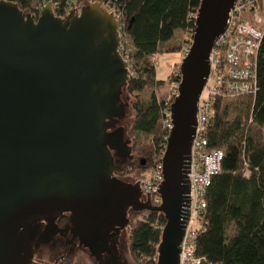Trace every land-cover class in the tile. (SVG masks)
Wrapping results in <instances>:
<instances>
[{
	"label": "water",
	"instance_id": "obj_1",
	"mask_svg": "<svg viewBox=\"0 0 264 264\" xmlns=\"http://www.w3.org/2000/svg\"><path fill=\"white\" fill-rule=\"evenodd\" d=\"M234 2L200 0L171 105L161 205L153 207L140 202L137 184L113 178L123 168L112 153H131L116 128L127 113L121 97L130 72L113 14L94 2L78 13L71 5L60 18L47 3L36 18L0 1V264H33L29 231L40 222L69 213L82 234L101 242L112 227H127L128 207L164 216L156 264H179L197 103Z\"/></svg>",
	"mask_w": 264,
	"mask_h": 264
},
{
	"label": "trees",
	"instance_id": "obj_2",
	"mask_svg": "<svg viewBox=\"0 0 264 264\" xmlns=\"http://www.w3.org/2000/svg\"><path fill=\"white\" fill-rule=\"evenodd\" d=\"M38 17L51 3L54 15L65 17L72 0H0ZM109 4L119 17L121 54L131 76L124 91L133 97L134 120L129 136H145L148 144L130 139L129 149L142 157L133 161L134 177H144L161 163L168 132L163 125L165 101L155 94L163 82L155 75L152 58L178 53L176 31L191 37L200 0H97ZM130 46V50L123 46ZM178 77H175L174 80ZM254 95L218 98L205 130L209 150L223 153L220 172L207 188L206 209L196 240V256L208 264H264V41L257 61ZM123 91V92H124ZM131 170V168L129 169ZM133 177V178H134ZM128 236L135 264H156L157 248L166 220L162 214L139 213ZM65 264H73L66 262Z\"/></svg>",
	"mask_w": 264,
	"mask_h": 264
},
{
	"label": "built area",
	"instance_id": "obj_3",
	"mask_svg": "<svg viewBox=\"0 0 264 264\" xmlns=\"http://www.w3.org/2000/svg\"><path fill=\"white\" fill-rule=\"evenodd\" d=\"M71 5L77 13L82 8H75L73 3H69L65 16L71 9ZM110 13L118 22L120 34V17L115 11ZM263 41L264 0H235L226 28L213 43L208 57L209 75L197 103L196 123L186 175L189 185L188 216L180 244L179 264H208L196 256V240L200 231L203 230L202 216L206 209V191L212 178L220 172L223 153L208 149L205 130L214 116L216 99H235L256 93L257 61ZM121 46L122 41L120 49H122ZM190 46L191 42L183 51L184 57ZM176 77L178 79L170 83L169 94L165 101L163 125L168 132L165 138L166 143L173 128L171 105L178 96L180 84V74ZM162 181V163H159L149 171L148 177H141L136 183L141 194L153 207L161 205L158 190Z\"/></svg>",
	"mask_w": 264,
	"mask_h": 264
},
{
	"label": "flooded vegetation",
	"instance_id": "obj_4",
	"mask_svg": "<svg viewBox=\"0 0 264 264\" xmlns=\"http://www.w3.org/2000/svg\"><path fill=\"white\" fill-rule=\"evenodd\" d=\"M112 154L116 166L122 168L127 163L123 172L115 174L113 178L123 186H132L134 179L131 177L132 173L130 175L128 173L134 161L132 151L130 155H127L124 150ZM140 202H146L142 194ZM130 212L133 213L134 210L128 207L126 213ZM122 232L123 229L114 226L111 231L103 233L101 242H91L79 231L72 216L69 213H62L51 223L40 222L29 231L30 234L33 233V238L29 240L33 251V264H61L74 257L77 252H88L89 257L94 258L98 264H112L113 258L116 259V264H122L117 253ZM113 242H115V254L111 250ZM52 260L53 262L50 263L49 261Z\"/></svg>",
	"mask_w": 264,
	"mask_h": 264
},
{
	"label": "rangeland",
	"instance_id": "obj_5",
	"mask_svg": "<svg viewBox=\"0 0 264 264\" xmlns=\"http://www.w3.org/2000/svg\"><path fill=\"white\" fill-rule=\"evenodd\" d=\"M75 8L77 7H84L87 5H90L94 2H97V0H72L71 1ZM103 8L110 13V7L109 4L102 5ZM68 14V13H67ZM172 42L176 43V45L179 46L178 53H163L160 55H155V57L152 58V61L155 65V75L156 79L158 81L163 82V84L157 88L155 91L156 96L158 99L166 100L168 94H169V88L170 83L174 81V78L179 74V66L184 58L183 51L188 47V45L191 42V35L187 31H176L174 38ZM122 48V46H121ZM124 49L130 50V46H123ZM121 49L119 50V52ZM122 55V54H121ZM125 61L127 62V59L124 57ZM128 63V62H127ZM129 68V64H128ZM129 71L131 72L130 68ZM122 101L128 105L127 113L125 114V117L118 123V128H121L124 134V139H130L132 142L134 139L140 140L142 144H148V138L145 136H129V131L131 129L133 120H134V113L132 110V105L134 103L133 97L127 95V93L124 91L121 97ZM132 156L134 158V161L139 162V160H142V157L138 156L136 153H132ZM127 163H125L122 168H125ZM135 167V166H133ZM133 167L130 165L131 170H129V175L133 171ZM149 172L145 174V177H148ZM131 177H134V174H131ZM133 185H135L141 177H134ZM141 217L140 214L136 212H130L127 214V220L128 225L126 228L123 229V232L121 234L120 238V244L118 248V257L121 259L122 264H135L133 259L131 258L128 250V236L130 230L134 227L137 220ZM50 263L53 262L49 261ZM66 262H71L73 264H98L94 258L89 257L88 252H77L76 255L72 258H69V260L63 261L61 264H65Z\"/></svg>",
	"mask_w": 264,
	"mask_h": 264
}]
</instances>
